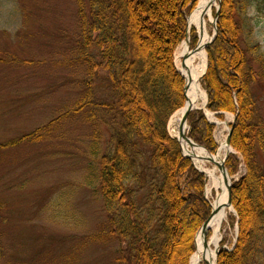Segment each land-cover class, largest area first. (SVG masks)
Here are the masks:
<instances>
[{
    "label": "trees",
    "instance_id": "trees-1",
    "mask_svg": "<svg viewBox=\"0 0 264 264\" xmlns=\"http://www.w3.org/2000/svg\"><path fill=\"white\" fill-rule=\"evenodd\" d=\"M195 2L76 0L84 86L92 89L94 79L101 78L113 94L100 104L110 115L100 118L109 128L107 145L102 146L95 127L86 171L106 214L94 237L119 240L115 264H188L197 230L211 211L204 196L206 176L167 130L170 116L185 101L173 51L186 36V18ZM244 6L241 0L220 1L217 33L206 47L201 78L206 107L219 118L226 111L235 115L234 152L225 166L230 173L239 162L244 166L231 185L238 234L233 248H220L216 264H264V118L256 93V86L264 91V53L256 42L242 44L238 13ZM85 101H78V109ZM87 118L95 125L97 114ZM188 121V135L215 152V125L203 110L190 111Z\"/></svg>",
    "mask_w": 264,
    "mask_h": 264
},
{
    "label": "rangeland",
    "instance_id": "rangeland-1",
    "mask_svg": "<svg viewBox=\"0 0 264 264\" xmlns=\"http://www.w3.org/2000/svg\"><path fill=\"white\" fill-rule=\"evenodd\" d=\"M241 1L245 5L238 13L243 22L242 44L256 42L264 53V0ZM208 29L212 38L215 26L208 24ZM188 38L194 48L199 41L194 28ZM79 39L76 0H0V264H115L119 240L94 237L103 228L106 214L86 171L89 135L95 127L102 146L107 145L109 128L100 118L110 115L100 104L113 94L101 78L94 79L92 89L84 86L87 75L86 66L77 59ZM182 42L173 51L178 70L176 57ZM256 93L264 118V91L256 86ZM83 97L87 103L78 109ZM202 109L216 122L213 137L223 160L228 151L220 144L234 114L226 111L219 118L206 105ZM93 113L95 125L87 118ZM167 129L176 137L171 125ZM30 133L36 139L24 138ZM184 146L183 153L194 161ZM237 159L241 160L239 154ZM194 164L201 170L213 167L208 161ZM243 172L239 162L236 171L229 172L230 182ZM207 183L206 176L204 196L211 204ZM233 209L223 224L220 248L234 246L238 215Z\"/></svg>",
    "mask_w": 264,
    "mask_h": 264
},
{
    "label": "bare ground",
    "instance_id": "bare-ground-1",
    "mask_svg": "<svg viewBox=\"0 0 264 264\" xmlns=\"http://www.w3.org/2000/svg\"><path fill=\"white\" fill-rule=\"evenodd\" d=\"M216 6L217 0H198L195 8L189 14L188 36L190 30L194 28L199 41L197 47L193 49L189 46V41L184 40V42L181 43L176 62H179V71L187 82V89L185 90L186 102L182 108L172 114L168 122V124L173 127L172 132L174 136L181 139L183 146L186 145L184 146L185 151L189 152L196 163L208 161L213 164L212 168L201 167L208 178L205 192L212 197L211 206L213 212L207 226L196 235V249L191 255L189 264H201L202 262L204 264H215V248L222 240L223 224L227 221L229 214L234 211L233 207L228 203L227 186L229 177L220 169L218 172L215 167L222 162L220 150L210 155L202 147L195 144L190 145L184 138L180 137V133L186 135V125H184L182 129H180L179 125L186 107L192 106V108H202L205 107L206 104V92L200 81L206 67L205 44L211 39L208 24L213 26L215 24L213 9ZM188 39L190 40V38ZM207 115L211 116L208 112ZM220 148L226 150V152L229 150L225 141L220 144ZM226 176L228 179L227 182ZM205 233H210L208 239L204 237Z\"/></svg>",
    "mask_w": 264,
    "mask_h": 264
},
{
    "label": "water",
    "instance_id": "water-1",
    "mask_svg": "<svg viewBox=\"0 0 264 264\" xmlns=\"http://www.w3.org/2000/svg\"><path fill=\"white\" fill-rule=\"evenodd\" d=\"M219 1V0H218ZM219 6H220V4H218V6H217V9H216V12H215V24H214V26H215V30H214V34H213V36H212V38L205 44V47L214 39V37H215V35H216V19H217V15H218V8H219ZM189 17V16H188ZM187 22H188V18H187ZM185 41H188V33H187V35H186V37H185ZM198 45V44H197ZM197 45L194 47V48H196L197 47ZM181 74V73H180ZM182 75V74H181ZM183 76V75H182ZM184 77V76H183ZM185 79V78H184ZM187 89V82H186V80H185V84H184V87H183V91H184V97H185V102H186V96H185V90ZM185 104V103H184ZM193 108H192V106H187L186 107V109L184 110V113H183V115H182V117H181V120H180V129H182L183 128V126L186 124V122H187V118H188V114H189V112L192 110ZM234 120H235V117H234ZM231 132H232V126L230 127V129H229V131H228V133H227V136H226V139H225V143L228 145V147H229V150H228V153L231 151L230 150V135H231ZM180 137H182V138H184L185 139V141L188 143V144H195V145H197V146H200V147H202L203 149H205L202 145H200V144H198V143H196V142H194L190 137H188L187 136V134L186 135H184L183 133H180ZM180 143H181V139L180 138H176ZM206 150V149H205ZM210 155H212L211 153H209ZM187 157H190L189 155H186ZM226 156H227V154H226ZM225 156V157H226ZM224 161H225V158L222 160V162L221 163H219V164H217V166H218V168L221 170V171H223L224 172V174L225 175H228V177H229V179H230V174L228 173V171H227V169H226V167H225V165H224ZM227 176H226V182H227ZM228 203L231 205L232 204V202H231V182H230V180L228 181ZM232 206V205H231ZM212 212H213V208H211V212H210V215L203 221V223H202V225H201V227H200V229H199V231H203L204 230V228L207 226V224H208V221H209V219H210V216H211V214H212ZM237 230H238V228H237ZM204 237L206 238V233L204 234ZM219 249H220V246H217L216 248H215V250H216V258H217V254H218V252H219ZM216 258H215V264H216Z\"/></svg>",
    "mask_w": 264,
    "mask_h": 264
}]
</instances>
